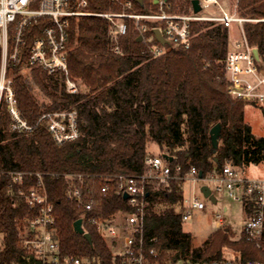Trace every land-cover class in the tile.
<instances>
[{"label":"trees","instance_id":"trees-1","mask_svg":"<svg viewBox=\"0 0 264 264\" xmlns=\"http://www.w3.org/2000/svg\"><path fill=\"white\" fill-rule=\"evenodd\" d=\"M92 13L121 10L113 0H87ZM173 12L189 13L190 0H167ZM139 13L156 10L152 0L133 1ZM241 17L257 22L244 26L248 42L264 53V0H237ZM158 23H149L150 28ZM188 50L168 46L165 54L151 58L132 29L119 39L121 53L113 50L109 22L91 16L72 20L69 39V69L77 84L86 88L68 94L59 78L45 71L24 70V65L7 66L13 79L19 109L34 125L43 113L76 110L81 136L57 145L45 126L31 134L10 132V118L0 113V264H37L22 246L24 219L36 215L24 199L35 184L26 178L23 186L11 184L9 171L40 173L53 204L56 230L63 256H76L108 263L111 251L90 218L111 219L129 212L128 201L115 192L118 175L145 172L151 145L167 155L172 168L180 165L181 177L196 167L203 177L220 172L231 163L246 169L264 163V138L253 135L244 121L246 104L229 96L223 80L222 62L228 48V32L213 22H193ZM148 35H151L149 32ZM28 56V47L25 49ZM1 65V61H0ZM38 88L50 105L40 104L33 95ZM221 125V137L214 151L210 131ZM172 158V160L170 159ZM81 175L84 188L96 193L107 182L111 191L99 208L88 214L85 230L91 243L74 231L82 209L67 195V175ZM182 179L154 181L147 187L145 238L157 249V264L211 263L224 258V249L243 264L264 262V233L257 240L242 234L228 237V227L211 234L201 247L183 230ZM85 201L89 197L84 198ZM229 252V251H228Z\"/></svg>","mask_w":264,"mask_h":264},{"label":"built area","instance_id":"built-area-1","mask_svg":"<svg viewBox=\"0 0 264 264\" xmlns=\"http://www.w3.org/2000/svg\"><path fill=\"white\" fill-rule=\"evenodd\" d=\"M121 5V10L107 13H92L87 0H0V113L6 110L10 118V132L28 135L39 126H45L54 142L64 145L78 140L81 136L76 110L50 111L43 113L37 123L32 125L23 118L19 109L17 92L13 79L7 75V66L24 65L25 71H45L60 79L68 94L79 92L69 69V39L72 20L97 16L106 19L115 53H121L119 39L132 29L138 37L142 36L146 52L151 58L166 53L168 46L188 50L192 43L193 22H213L222 25L228 32V48L222 62L223 80L226 90L233 99L246 105L264 106V53L252 46L245 34L248 22H257L241 17L237 11L221 9L218 0H198L201 11L195 13L192 5L189 13H175L167 0H152L156 10L146 13L136 12L133 0H113ZM219 8L221 11L214 9ZM149 23H158L150 28ZM236 26L239 38L232 35ZM159 29L167 44L159 43L154 30ZM151 35H148V33ZM28 56L25 58V49ZM257 50V55L255 54ZM165 153L148 155L146 170L139 175H118V188L115 194L124 198L127 194L131 208L129 212H118L111 219L92 217L89 223L95 224L98 234L104 238L111 251L108 263L97 259L76 256H63L55 227L56 217L40 173L9 171L11 184L23 186L25 179H35V184L24 193V199L36 215L24 219L27 225L22 233V246L37 264H157V249L145 238V211L147 208V187L154 181L167 183L171 179H182L192 185L190 197L183 198V221L191 218V211L206 210L202 186H208L211 195L218 203L219 195H227L242 205L244 217L241 235L250 240L259 239L264 233V178H249L245 169L227 163L220 172L210 173L200 179L196 167L181 177L180 165L172 168ZM2 173L0 172V175ZM68 198L82 209V227L88 214L99 208L103 198L111 191L107 182L100 186L98 193L93 188H84L81 175H67ZM109 180V181H108ZM89 197L85 201V197ZM208 200V199H207ZM216 203V204H217ZM227 207L216 216L217 224H225ZM1 250V245H0ZM1 252V251H0ZM20 264V263H11ZM196 264H243L232 257H224L211 263ZM245 264H264L263 261L250 260Z\"/></svg>","mask_w":264,"mask_h":264},{"label":"rangeland","instance_id":"rangeland-1","mask_svg":"<svg viewBox=\"0 0 264 264\" xmlns=\"http://www.w3.org/2000/svg\"><path fill=\"white\" fill-rule=\"evenodd\" d=\"M218 2L221 5V9L229 10L231 12L237 11V0H218ZM214 10L221 11L219 8ZM232 35L235 38H239L240 36L236 26L233 27ZM77 85L80 91H86L85 87L80 86L79 84ZM33 95L40 104L47 106L51 104L50 100L45 98L38 88H34ZM244 113V121L252 129L253 135L259 138H264V106L246 105ZM149 153H153L155 155L159 154L160 149L155 145H151ZM244 175L252 179L264 178V163L259 165L252 164L250 167L245 169ZM191 188L192 185L186 182L184 185L185 197H190ZM203 200L206 203V210L191 211V218L183 222L184 232L191 234L193 237V246L195 248L201 247L208 237L219 228L216 216L222 211L223 207H227V212L224 218L226 224L228 225V237L231 240L239 239L244 222L242 205L234 202L227 195H219L218 203L215 205L207 199ZM226 227L227 226L224 225L219 230H223ZM224 252L226 253V257H232L230 250L224 249ZM177 264L182 263L179 262Z\"/></svg>","mask_w":264,"mask_h":264},{"label":"water","instance_id":"water-1","mask_svg":"<svg viewBox=\"0 0 264 264\" xmlns=\"http://www.w3.org/2000/svg\"><path fill=\"white\" fill-rule=\"evenodd\" d=\"M137 3H140L142 4L143 3V0H133ZM190 3L192 5V8H193V11L195 13H198L201 11V8H200V5H199V1L198 0H190ZM154 34L156 36V39L159 43L165 45L167 44L166 40L162 37L161 35V32L159 29L157 30H154ZM143 39L142 36L138 37L137 41L138 42H141ZM255 54L257 55V50H255ZM220 137H221V125L220 124H217L213 127V129H211L210 131V138H211V144H212V148L213 150L215 151L217 148H218V145H219V140H220ZM164 157L166 159H168L169 157L167 155H164ZM172 160V158H170ZM199 176H200V179L203 178V173L200 172L199 173ZM201 192H203V196L204 198L208 199L212 204H216L217 203V199L215 198V196L211 195V190L209 189L208 186H202L201 187ZM128 198V195L125 194L124 195V199H127ZM82 219H78L76 220V222L74 223V231L79 234V235H83L85 237V239L87 241H89L91 243V236L89 233H85L83 227H82Z\"/></svg>","mask_w":264,"mask_h":264},{"label":"crops","instance_id":"crops-1","mask_svg":"<svg viewBox=\"0 0 264 264\" xmlns=\"http://www.w3.org/2000/svg\"><path fill=\"white\" fill-rule=\"evenodd\" d=\"M235 38V37H234ZM236 39V38H235ZM184 197H185V194H184ZM184 208V207H183ZM184 211H185V208L183 209V213H184ZM184 222V221H183ZM227 227H228V225L227 224H225ZM230 227V226H229ZM220 229V227L216 230V231H218ZM215 231V232H216Z\"/></svg>","mask_w":264,"mask_h":264}]
</instances>
